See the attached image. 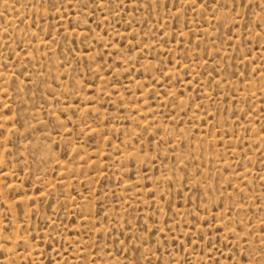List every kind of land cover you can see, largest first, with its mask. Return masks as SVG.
<instances>
[{
    "label": "rangeland",
    "instance_id": "rangeland-1",
    "mask_svg": "<svg viewBox=\"0 0 264 264\" xmlns=\"http://www.w3.org/2000/svg\"><path fill=\"white\" fill-rule=\"evenodd\" d=\"M0 264H264V0H0Z\"/></svg>",
    "mask_w": 264,
    "mask_h": 264
}]
</instances>
